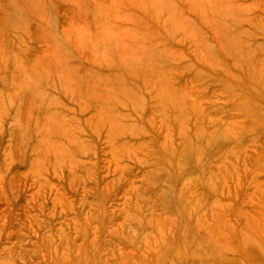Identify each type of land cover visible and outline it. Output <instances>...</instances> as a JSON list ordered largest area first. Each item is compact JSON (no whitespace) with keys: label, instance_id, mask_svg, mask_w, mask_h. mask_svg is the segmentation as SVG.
<instances>
[{"label":"rangeland","instance_id":"1","mask_svg":"<svg viewBox=\"0 0 264 264\" xmlns=\"http://www.w3.org/2000/svg\"><path fill=\"white\" fill-rule=\"evenodd\" d=\"M0 264H264V0H0Z\"/></svg>","mask_w":264,"mask_h":264}]
</instances>
